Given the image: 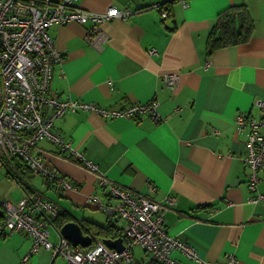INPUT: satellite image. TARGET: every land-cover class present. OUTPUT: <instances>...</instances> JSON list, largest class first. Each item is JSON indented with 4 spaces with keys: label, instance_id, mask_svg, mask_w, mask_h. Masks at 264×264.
Listing matches in <instances>:
<instances>
[{
    "label": "crops",
    "instance_id": "crops-1",
    "mask_svg": "<svg viewBox=\"0 0 264 264\" xmlns=\"http://www.w3.org/2000/svg\"><path fill=\"white\" fill-rule=\"evenodd\" d=\"M78 5L96 13L130 8L133 14L100 24L53 26L64 61L55 68L51 95L107 109L157 107L155 114L134 119L69 112L55 122V131L118 186L161 203L173 197L166 229L202 260L221 263L233 254L239 264H264V205L251 202L248 128L236 123L240 114L258 121L264 115L258 104L264 101V0H79ZM170 74L178 75L177 82H166ZM35 154L78 185L64 190L42 177L38 186L40 175H31L33 189L66 214L64 225L78 222L92 239L87 247L70 244L94 249L102 240L100 227L109 226L126 248L128 222L114 213L116 199L98 186L97 175L50 141L40 142ZM259 175L264 194V170ZM93 196L111 211L89 202ZM99 211L106 217L96 216ZM60 215L49 227L55 246ZM32 246L26 234L1 237L0 264H21ZM132 253L134 264H161L139 245ZM172 258L199 264L178 251ZM30 264L69 262L55 250L41 249Z\"/></svg>",
    "mask_w": 264,
    "mask_h": 264
},
{
    "label": "built area",
    "instance_id": "built-area-1",
    "mask_svg": "<svg viewBox=\"0 0 264 264\" xmlns=\"http://www.w3.org/2000/svg\"><path fill=\"white\" fill-rule=\"evenodd\" d=\"M79 0H0V169L14 170L15 161L27 165L34 175L49 178L64 190L77 189L76 184L47 166L35 154L42 141L54 143L67 158L75 157L92 173L98 176L99 187L116 199L113 207L128 222L125 234L129 244L120 252L98 241L94 249L73 247L60 235L57 246L50 241L49 227L62 209L39 191L27 192V201L13 204L0 198V238L16 233L26 234L33 246L21 264H30L34 254L55 250L63 254L69 264H134L132 248L139 245L161 264H183L172 258L176 251L199 264H212L200 258L189 243L171 236L165 225V213L175 207L169 196L164 203L146 196L133 194L103 175L99 168L78 153L71 143L55 131V122L67 113L94 111L107 118L134 119L147 113L155 114L157 104L131 105L127 108H102L98 104L59 100L51 95L55 68L64 61L52 38L53 26L69 23L85 25L127 18L133 14L130 8L111 7L105 13L85 11ZM186 4V0H184ZM160 6H158V9ZM165 17L166 14L164 13ZM155 53V50H152ZM178 75L165 76L166 82H177ZM263 109L264 101L258 102ZM240 129L248 128L246 162L251 169L250 187L254 192L251 202L264 205V194L259 190L260 175L264 170V115L261 121L240 114L236 118ZM85 159V160H84ZM155 191V187L151 188ZM89 202L100 204V209L111 210L97 196ZM226 264H238L235 255L227 257Z\"/></svg>",
    "mask_w": 264,
    "mask_h": 264
},
{
    "label": "rangeland",
    "instance_id": "rangeland-1",
    "mask_svg": "<svg viewBox=\"0 0 264 264\" xmlns=\"http://www.w3.org/2000/svg\"><path fill=\"white\" fill-rule=\"evenodd\" d=\"M53 169H55V168H53ZM55 170H57V169H55ZM13 172H14L15 176H18L19 173L17 171L13 170ZM10 177H11V175L8 174L6 167H3L0 169V191H2L4 193L3 196H5V199L8 201H11L14 205L15 204H21V203L27 201V191L24 189V187L20 186V184L18 182H16L14 178L12 179ZM41 178H42V176L36 177L34 185H36V183H37V185L39 186V184L41 182ZM97 178H98V176H97ZM67 179L70 180L69 178H67ZM97 182H98V180H97ZM98 185H99V183H98ZM76 187L78 188V185H76ZM102 212L103 211H99V212L95 213V215L101 216V214H102L106 217V215ZM112 217H113V220H119L115 216H112ZM119 224H120V222H119Z\"/></svg>",
    "mask_w": 264,
    "mask_h": 264
},
{
    "label": "water",
    "instance_id": "water-1",
    "mask_svg": "<svg viewBox=\"0 0 264 264\" xmlns=\"http://www.w3.org/2000/svg\"><path fill=\"white\" fill-rule=\"evenodd\" d=\"M2 215V213H0ZM60 235L69 240L73 245L89 246L92 239L84 235V232L78 222H69L60 229ZM104 243L111 249L123 251L125 248L124 239L118 238L116 240H104Z\"/></svg>",
    "mask_w": 264,
    "mask_h": 264
},
{
    "label": "trees",
    "instance_id": "trees-1",
    "mask_svg": "<svg viewBox=\"0 0 264 264\" xmlns=\"http://www.w3.org/2000/svg\"><path fill=\"white\" fill-rule=\"evenodd\" d=\"M224 45H227V44H224ZM14 170L19 173L18 176H15L13 170L10 169V168L7 169L8 174L11 175V177H15V179L17 180V182L22 187H24V189L27 192H34L33 191V186L30 184L33 175H32V171L29 169V167L27 165L23 164L21 161L16 160L15 161ZM25 181H26V183L28 182L29 184H26ZM61 214L62 215H60L56 219V223L58 224V227H62L64 225V223L66 221H68L67 218H66V214H64V213H61ZM100 228H101L100 229L101 232L99 233V235H101L102 240L104 238H108V237H112L111 239H113V240L116 238V236L114 234L113 235L111 234L112 231L110 230V227L109 226L108 227H100ZM108 239L110 240V238H108Z\"/></svg>",
    "mask_w": 264,
    "mask_h": 264
},
{
    "label": "bare ground",
    "instance_id": "bare-ground-1",
    "mask_svg": "<svg viewBox=\"0 0 264 264\" xmlns=\"http://www.w3.org/2000/svg\"><path fill=\"white\" fill-rule=\"evenodd\" d=\"M77 6H79L78 3H77ZM79 7H80V6H79ZM80 8H81V7H80ZM54 44H55V42H54ZM5 167H6V166H5ZM6 168L9 169L8 166H7ZM226 263H227V261L225 260L224 262H221V263H214V262H213L212 264H226ZM238 264H239V262H238Z\"/></svg>",
    "mask_w": 264,
    "mask_h": 264
},
{
    "label": "flooded vegetation",
    "instance_id": "flooded-vegetation-1",
    "mask_svg": "<svg viewBox=\"0 0 264 264\" xmlns=\"http://www.w3.org/2000/svg\"><path fill=\"white\" fill-rule=\"evenodd\" d=\"M108 211H111V210H108Z\"/></svg>",
    "mask_w": 264,
    "mask_h": 264
}]
</instances>
